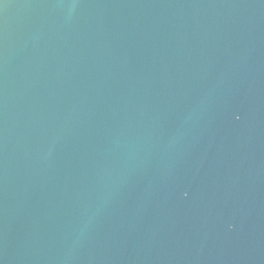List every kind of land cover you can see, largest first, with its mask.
Here are the masks:
<instances>
[{"label":"water","instance_id":"water-1","mask_svg":"<svg viewBox=\"0 0 264 264\" xmlns=\"http://www.w3.org/2000/svg\"><path fill=\"white\" fill-rule=\"evenodd\" d=\"M0 264H264V0H0Z\"/></svg>","mask_w":264,"mask_h":264}]
</instances>
